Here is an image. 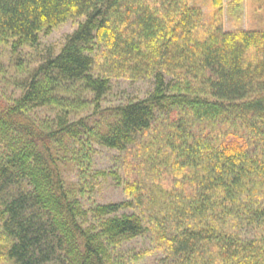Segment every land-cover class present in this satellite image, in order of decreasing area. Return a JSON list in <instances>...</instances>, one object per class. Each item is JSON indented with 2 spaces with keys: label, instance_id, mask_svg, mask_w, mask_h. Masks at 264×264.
I'll return each mask as SVG.
<instances>
[{
  "label": "trees",
  "instance_id": "16d2710c",
  "mask_svg": "<svg viewBox=\"0 0 264 264\" xmlns=\"http://www.w3.org/2000/svg\"><path fill=\"white\" fill-rule=\"evenodd\" d=\"M208 15L189 0H0L15 62L78 22L0 92V264H121L145 235L163 264H264V26L225 31L223 0ZM112 79L152 88L102 108ZM91 145L120 153L121 174L81 163ZM108 180L125 199L84 207Z\"/></svg>",
  "mask_w": 264,
  "mask_h": 264
},
{
  "label": "rangeland",
  "instance_id": "374dc122",
  "mask_svg": "<svg viewBox=\"0 0 264 264\" xmlns=\"http://www.w3.org/2000/svg\"><path fill=\"white\" fill-rule=\"evenodd\" d=\"M193 3L202 7L206 18L210 15H208L210 13V0H189V4ZM77 23V21L68 20L56 27L50 34L41 35L35 48H24L22 50V61L15 62L16 57H11L10 49L5 45H0V92H2V96L10 98L17 94V91L13 92L11 87L15 79L10 70L11 66L20 64L22 67H27L29 62H35L36 65L41 58L58 53L66 35L75 29ZM263 26L264 0H223V27L225 31H247L260 29ZM151 88L150 80L130 82L122 79H112L111 89L103 97L101 106L102 108L112 107L123 104L128 100L144 98ZM85 96L87 99L89 95ZM83 98L85 99L84 96ZM81 112H83L82 115H86L91 111L85 112V110H82ZM37 115L50 118L52 112L41 110ZM76 156V158L80 157L82 159L81 163L86 162V158L89 157L88 160L90 159L93 170H113L121 174V159L123 157L118 152L91 145V147H85L84 153L79 151ZM85 176L86 174L83 175V178ZM66 178L72 182H78L80 179L78 172L71 167L66 169ZM86 181L89 182L90 179L87 177ZM124 199L122 188L117 187L109 180L100 182L88 196L79 197L86 208L95 204L121 202ZM116 259L121 264H163L162 253L153 250L152 242L147 235L123 243L120 248L116 249Z\"/></svg>",
  "mask_w": 264,
  "mask_h": 264
}]
</instances>
